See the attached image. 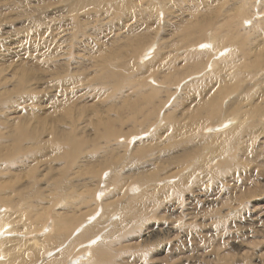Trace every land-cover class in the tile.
<instances>
[{
	"label": "bare ground",
	"instance_id": "1",
	"mask_svg": "<svg viewBox=\"0 0 264 264\" xmlns=\"http://www.w3.org/2000/svg\"><path fill=\"white\" fill-rule=\"evenodd\" d=\"M171 1L66 0L51 15L69 13L75 21L72 25L74 33L79 34L85 22L81 19L88 17L91 9L106 15L113 12L115 16H137L141 21L151 19L156 23L165 19L164 8ZM228 1L218 0L215 9L224 6L223 9L210 11L208 16L201 14L198 18L197 9V13L193 12L195 15L191 13L192 18L189 15L190 19L177 23L172 42L166 40L160 46L156 41L157 33L151 39L134 36L123 46L102 50L96 56L99 74L92 82L106 88V95H103L106 106L94 111L90 117L83 115L84 132L95 133L89 138L78 134L69 100L56 108L61 115L56 127H52L54 121L51 118H38L32 113L34 107L39 109L37 105L42 96L38 89L47 83L46 77L51 75L61 82L60 75L65 68L55 61L49 70L44 65L36 68L27 63L31 58L28 59L30 54L25 41L27 32L22 28L30 24L39 26L42 17L50 15L52 9L43 0H0V257L4 258L0 264H118L120 258L112 242L122 245L134 230L133 226L128 227L127 221L135 226L143 221L148 207L153 209L160 205L159 197L171 189L158 191L151 187L155 184L148 185L151 181L161 182L167 175L166 168L154 165L160 160L155 156L162 153L163 147L190 144L181 157L169 158L176 164L187 165L190 157L202 153L203 146L209 142L211 145L207 146L222 154L223 166L227 168V152L235 143L241 145L245 136L255 133L256 118H264V76L257 73V69L264 72V26L254 29L255 37L250 33L255 24V11L258 16L264 14V0L253 3L233 0L227 4ZM159 11L162 17L158 15ZM34 13L37 18L30 16ZM262 19L264 15L259 20ZM209 28H213L209 35L203 36ZM19 33L23 34V40L7 47L18 39ZM231 45L235 54L231 53ZM176 50L178 56L174 58ZM143 53L145 62L138 64L141 71L133 61ZM13 55L22 56L21 62L8 64L7 60ZM52 60L45 61L48 67V61ZM146 64L149 67L146 68ZM150 67H154L156 73L164 70L160 80L151 76ZM66 71L73 78L69 68ZM208 72L213 75L205 82V96L201 95L203 87L200 89L196 83L184 86L181 80V77L188 76L189 79L200 74L204 77L210 75ZM144 73L145 77L142 76ZM254 82H262L256 90L257 94L263 95L255 105L250 94ZM62 86L59 83L48 87L65 96L67 91H62ZM171 86L175 87V94L177 88L186 93L180 102L190 100L193 104L195 100L193 106L183 110L185 121L175 119L178 103L167 111L168 104L173 102ZM84 87L87 90V86ZM43 88L48 93L47 85ZM98 91L96 94L100 99ZM162 94L169 96L165 103ZM47 96L49 99L57 95ZM109 106H113L112 111ZM220 112L223 117L233 120L224 118L220 121ZM94 116L96 119L91 121ZM156 116L157 120L152 123ZM161 117L170 120L174 126L151 137L150 131L142 134L150 124L152 128L158 127L157 121ZM245 120L249 122L240 129ZM261 122L264 124V119ZM213 126L217 127L212 132L216 135L201 134L206 127ZM137 128L140 132L137 138H146L144 142L129 136ZM127 137L129 148L123 139ZM159 143L162 145L157 148ZM225 148L228 149L225 151ZM202 158L205 160L203 155ZM146 159L151 160L150 169ZM101 170H108L102 192H97V185L90 187V182L79 178L83 175L95 178ZM191 172L184 174L180 180L182 184L195 180ZM125 188L139 194L126 198ZM96 197L100 199L96 200ZM123 199L125 201L121 202ZM57 205H62L61 210L55 208ZM97 211H102L99 216ZM93 216H97L95 221L85 223L91 222ZM108 226L112 229H107ZM98 238L101 240L96 244L81 245ZM106 238L108 240L104 242Z\"/></svg>",
	"mask_w": 264,
	"mask_h": 264
},
{
	"label": "rangeland",
	"instance_id": "2",
	"mask_svg": "<svg viewBox=\"0 0 264 264\" xmlns=\"http://www.w3.org/2000/svg\"><path fill=\"white\" fill-rule=\"evenodd\" d=\"M43 1L47 3L46 5H48L49 9H52L49 11L50 15L46 14V17H42L39 26L37 24H30L22 28L27 32L25 41L29 48L28 54L30 55H28V59L31 58L27 63L36 68H41L44 65L47 66V69L54 66L55 62L58 65L61 64L60 66H64L65 72L60 75L62 81L58 82L57 79L48 75L45 85H47L46 89H48V86L55 87L57 84L62 83V91L66 90L67 94L64 96L60 93L58 95L54 88V91L49 88L47 90L48 93H46V91L44 92L45 88H43L45 85L39 87L38 90L42 98L38 101L37 107L39 109L34 107L32 113L38 118H51L54 121L52 127H56V122L61 118V115L56 112V108H60L63 103L69 100V106L73 112L72 116L76 117L77 120L78 134L81 137L89 138H93L95 133L90 130L84 132L83 115H89L90 117L94 111L103 110L106 106L103 100V95H106V88H101L97 84L96 88L92 82L93 77L99 74L96 67V63L98 62L96 56L102 50L113 49L118 47V45L123 46L126 44L127 39H132L134 36L143 35L145 40L151 39L157 33H159V36L156 41L161 46L166 40L172 42L176 24L188 19L189 15L192 18L197 13V9L199 18L201 14L207 15L210 11H219L224 7L216 6L217 8L215 9L214 6L217 5L218 0H173L166 4L164 8L165 19L160 22L156 21V23H152L151 19H143L141 21L137 16H115L113 12L110 15H106L102 12L100 13L99 10L94 11L91 9L90 15L81 19L85 21L83 31L75 34V28L72 26L75 21L69 13L51 15L54 9L62 7L66 3V0ZM231 1L233 0H229L227 4ZM237 1L242 3L245 0ZM249 1L253 3L255 0ZM41 6L43 7L44 4L41 3ZM257 7L258 1L256 2ZM193 12L196 13L193 14ZM191 13L193 14L192 16ZM247 13L250 14V11H247ZM153 14L155 18V13L153 12ZM35 15L34 13L30 16L34 17ZM158 15L162 17L160 11ZM263 15L258 16V12L256 11L254 13L253 20L255 24L250 28V33L254 37V29L264 26V19L259 20ZM244 19L245 17L241 20V23ZM212 29H207L203 36H206V33L208 36ZM22 35L19 33L18 39L10 42L7 47L21 42L23 40ZM48 37L52 38V40H47ZM153 45H156V43H153ZM233 47L231 45V53L235 54L236 51L233 50ZM178 50L174 53V58L178 56ZM144 56L145 54L141 57L139 56L140 58L138 57L136 60L133 58V64L139 67L138 64L145 62L144 58L146 57ZM21 58L22 56L16 57L13 55L7 60V63L15 65L21 62ZM47 59H53L51 62L48 61L49 67L45 62ZM148 64L145 65L146 68L149 67ZM68 68L72 72L73 78L66 71ZM139 68L143 71L141 67ZM77 69H80V71H77ZM150 70L151 76L160 80L164 70L158 73L155 72L154 67H150ZM258 72L264 76L263 71L257 69ZM207 74L210 75L202 77L203 75L200 74L189 79L186 76L181 77V80L184 86L196 83L195 86H199L200 89L203 87L201 95L205 96L206 92L203 91L207 87L205 82L213 75L209 72ZM142 76L145 77V73ZM258 77L259 74L254 80L256 81ZM148 81L149 79L147 83H149ZM261 83L254 82L250 93L253 97L252 101L254 105L258 104L263 97V95L257 94L256 90ZM84 86H87V90ZM97 91L100 94V99L98 98V94H96ZM175 91V87L171 86L170 93L174 94L172 96L173 102L168 104L167 111H171L172 107L178 103L177 110H175L176 113L174 112L177 115L175 119L178 118L180 121H185L186 112L183 110L188 109L190 105L193 106L195 100L193 104H191L192 101L190 100L180 102V98L186 93L178 91V88L176 94ZM50 94H56L57 96L48 99L47 95ZM168 97L162 94L164 103ZM109 107L110 111H112L113 106ZM232 113L235 114V112ZM218 114L219 117L221 112ZM223 116L224 114L221 115L220 121L226 118ZM230 118L232 119V117H228L226 120L228 121ZM94 119H96L95 116L91 117L90 120ZM256 119L255 133L245 136L242 139L241 145L237 142L227 152L229 157L227 168L223 166L222 161L224 158H222V154L217 153L212 146H207V144H210L209 142H206V145L203 146L202 153H196L195 156L190 157L187 165L182 163L176 164L169 158L181 157L183 150L191 147L190 144L168 148L163 147L162 153L155 156L156 160L157 158L160 160L155 161L154 165L159 164L161 167L166 168L167 175L161 178L163 179L160 180L161 182L151 181L148 185L155 184L151 187L158 191L163 188L171 189H167L168 191L159 197L160 201L159 199L158 201L161 202L160 205L154 206L153 209L152 207H148L147 210L149 211L143 221L136 224V226L134 223H130L129 220L127 221L128 227L133 226L134 230L131 234L127 235L124 240L125 242L121 243L122 245L115 244V241L112 242L114 251L120 258L118 264H264V124H261L264 118L261 119L259 117ZM156 120L157 116L153 119L152 123ZM227 121L225 123H228ZM248 122L245 120L242 122L244 124L239 128H245ZM157 124H159L158 127L155 125L154 128L150 124L145 131H142V134L150 131L152 134L149 137H151L156 133L162 134L174 126L170 120L168 121L162 117L157 121ZM216 129L217 127L215 128V126L206 127L204 129L206 131H201V134L203 135L204 133L207 136L216 135L212 134ZM139 134V128H137L129 136H133V139L136 138L135 141H137L140 137L137 138ZM123 139L128 147V137ZM144 140L140 139L138 141L144 142ZM159 145H162V143H159L156 147H161ZM227 149L225 148V151ZM231 150H233V153H231ZM202 155L205 160L202 158ZM123 158L121 156V159ZM145 163H147L148 169L152 167L150 159H146ZM187 170L190 171L187 172ZM47 172L52 173L51 171ZM107 172L108 170H101L95 178L87 175L79 178L85 182H90L92 184L90 187L97 185V192H102L106 183L103 181L107 180ZM189 172L192 173L190 175H193L195 180L182 184L180 180ZM171 192L174 193V196L171 195ZM97 194L96 196H98ZM125 194L126 198H128V195H137L139 193L129 192V189L125 188ZM100 198L96 197V200ZM124 201L125 199L121 200V202ZM61 207L62 205H57L55 208L60 209ZM101 212L97 211V216ZM97 216L91 217L93 220L85 223H92L97 219ZM112 219L114 220V217ZM107 229L111 230L112 228L108 226ZM107 229L105 233H107ZM115 234H113L112 238H114ZM100 240L98 238L81 245L84 247L88 244L91 245L93 242L96 244ZM107 240L108 238L104 242H107ZM3 250L4 248L1 252ZM86 255L88 258V254ZM2 261H4V258L0 257V262Z\"/></svg>",
	"mask_w": 264,
	"mask_h": 264
}]
</instances>
